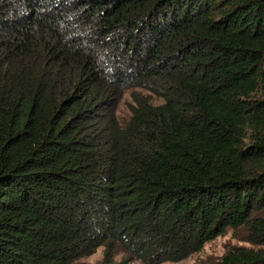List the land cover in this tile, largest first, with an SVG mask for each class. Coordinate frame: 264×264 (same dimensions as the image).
Returning <instances> with one entry per match:
<instances>
[{"label":"trees","instance_id":"obj_1","mask_svg":"<svg viewBox=\"0 0 264 264\" xmlns=\"http://www.w3.org/2000/svg\"><path fill=\"white\" fill-rule=\"evenodd\" d=\"M227 229L264 245V0H0V264L180 262Z\"/></svg>","mask_w":264,"mask_h":264},{"label":"rangeland","instance_id":"obj_2","mask_svg":"<svg viewBox=\"0 0 264 264\" xmlns=\"http://www.w3.org/2000/svg\"><path fill=\"white\" fill-rule=\"evenodd\" d=\"M158 100H154V103H158ZM130 103L129 94L126 93L120 103V106L117 111L118 119L123 122L128 118L127 104ZM244 246L247 248H254L256 250H262L264 252V245L252 246L247 242L239 240L237 234L235 235L232 229H227L226 232L215 238L214 240L206 243L203 248L196 252L186 259L180 262H165L162 264H215L220 261V259L232 248ZM103 254V249L99 248L97 251L84 259L79 261L80 264H97L101 261ZM123 254H118L116 256V261H119L122 258ZM131 264H141L138 261H135Z\"/></svg>","mask_w":264,"mask_h":264}]
</instances>
